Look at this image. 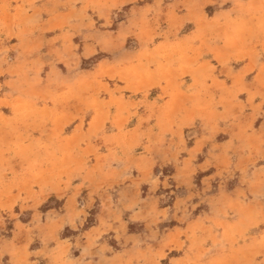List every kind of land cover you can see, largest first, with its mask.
<instances>
[{
  "label": "rangeland",
  "instance_id": "obj_1",
  "mask_svg": "<svg viewBox=\"0 0 264 264\" xmlns=\"http://www.w3.org/2000/svg\"><path fill=\"white\" fill-rule=\"evenodd\" d=\"M0 264H264V0H0Z\"/></svg>",
  "mask_w": 264,
  "mask_h": 264
}]
</instances>
